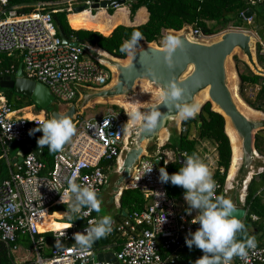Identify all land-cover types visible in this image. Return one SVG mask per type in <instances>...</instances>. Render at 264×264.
<instances>
[{"label": "built area", "instance_id": "1", "mask_svg": "<svg viewBox=\"0 0 264 264\" xmlns=\"http://www.w3.org/2000/svg\"><path fill=\"white\" fill-rule=\"evenodd\" d=\"M120 1L64 0L38 4L33 14L19 16L16 8H8L7 0H0L3 8L0 21V55L11 58L13 54H18L26 79L46 87L55 101L72 105L79 97L80 89L99 91L109 87L113 73L100 60L92 58L89 52L95 51L93 48L67 39L69 44H64L52 15L58 12L72 14L76 8L81 7L84 8L83 12L116 10L134 2L124 0V4H119ZM256 1L262 3L264 0ZM102 5L106 8H101ZM48 7L56 8L45 12ZM245 21L251 22V19ZM183 31H188L189 37L198 42H207L215 37H206L192 28H183L181 32ZM229 31L238 30L228 29L223 33ZM250 34L255 40L256 60L257 56L264 60V39L255 33ZM70 43H77V46L72 47ZM13 68L9 66L0 70V78L13 75ZM259 69L264 71V64ZM41 114V119L18 116L11 109L6 97L0 93L1 158L6 161L8 168L5 175L7 179L0 183V242L13 255L17 247L11 245L16 242L18 234L34 238L40 233L38 225L44 214L50 215L48 212L56 207L64 206L67 210V204L61 202V195L57 191L67 187L70 177L75 175L77 183L91 185L99 198L107 173L122 175L123 155L132 135L128 126L125 127L126 121L114 113L89 120H79L76 116L73 120L76 134L61 151L56 152L50 169L39 160L33 150L23 153L20 165L13 164L8 158L9 149L5 143H26L30 138V130L36 128L41 120L47 119L48 115L44 111ZM184 131L182 128V133ZM169 154L163 153L161 149L157 150L155 157L144 154L130 171L129 178L118 189L115 196L118 207L120 196L125 190L140 192L148 202L143 211L128 214L122 221H114L111 226L112 230L108 235L116 234L123 241L119 252L115 254L119 264H194L183 261L181 253L186 247L185 237L190 231L195 232L200 227L199 224L191 223L197 213L189 215L178 212L173 199L168 196L165 184L159 181V169L166 168L173 162L167 158ZM155 159L159 161V166L155 165ZM145 163L153 164L151 172H147ZM104 164L108 166H103ZM216 184L217 194L221 185L218 182ZM223 191L226 195V191ZM93 212L95 211L88 215L78 214L74 216V221L85 222L86 229L90 222L97 221ZM163 217L165 222L160 229ZM251 220L264 226V220L255 215L251 216ZM69 229V234L54 238L55 245L57 241L60 245L51 249L50 259L38 258L37 264L93 262L97 252L93 248L87 251L77 249L73 237L79 231L75 224ZM93 264L113 263L104 261ZM232 264H264V246L257 244L255 249L249 250L246 259L234 257Z\"/></svg>", "mask_w": 264, "mask_h": 264}, {"label": "trees", "instance_id": "2", "mask_svg": "<svg viewBox=\"0 0 264 264\" xmlns=\"http://www.w3.org/2000/svg\"><path fill=\"white\" fill-rule=\"evenodd\" d=\"M62 1L64 0H7L8 8H17L16 11L19 16L33 14L36 11V6L40 3L48 4ZM54 8L56 7H48L44 11L51 12ZM248 10H251L253 13L251 22L239 18L240 14ZM86 12L72 14L58 12L53 14L52 18L65 39L75 41L85 47L101 50L117 60L126 59V54L120 51V47L124 41L130 39L134 31H140L143 34L144 39L140 41V44L144 42L156 45L160 43L165 33L179 32L185 27L198 30L206 37L219 35L228 29H242L241 31L253 32L259 38L264 39V1L258 3L256 0H134L129 5V10L120 8L116 10L93 11L92 14ZM145 16H147V19H145ZM128 20L135 24L127 26L125 24L127 22L124 23V21ZM8 58V56L0 55V70L13 66L14 74L21 64V60L18 59L19 61L13 62ZM233 63L239 82L238 94L240 98L249 108L264 114V78L255 75L249 66L237 57H233ZM257 64L259 67L262 66L264 60L257 56ZM0 91L4 93L11 109L18 114L32 108L36 113L44 111L47 115L53 111L50 108L42 110L31 99L17 95L11 90L0 89ZM249 91L256 92L253 98H249L247 95ZM77 100L78 97L72 104H75ZM112 108L117 112H121L116 106ZM24 116L26 119L33 117L32 114H24ZM40 117L42 116L39 115L38 118ZM199 123H201V127L198 129ZM181 126L185 131L179 134L178 140L175 142L169 141L168 144L161 148L163 153H172L175 157L174 161L167 165L166 170L171 175L178 172L179 168L182 167L177 161V154H181L186 159L185 154H196V147L199 142L206 141L213 143L216 146L215 149L218 156V167L213 178L221 185V189L217 192V195L225 196L223 190L226 176L232 164V147L225 133L224 118L212 111V105L206 102L195 117L183 119ZM193 129L196 136L194 139H190ZM254 148L257 154L264 158V130L257 132L255 135ZM55 154L56 152H50L47 146H44L42 154L37 155V157L50 169ZM1 156L2 151L0 147V180L8 172L5 160ZM103 166L108 165L104 164ZM165 187L171 199L178 200L184 197L185 190L182 187L174 186L170 182L165 184ZM262 188H264V176L262 175L259 177V181L256 180V177H253L247 186L244 202L247 216L243 222L245 230L238 234V239H245L248 236L257 237L264 229L262 224L253 223L251 220L252 215L259 217L262 221L264 220V200L261 195H258V192ZM146 206L147 201L140 192L123 191L119 199V212L115 218V222L125 219L123 213L126 211L127 216L133 212L143 211ZM63 210H66L64 206L52 208L49 214L63 212ZM95 212H93V217L96 219ZM51 222L49 219L40 220L38 225L39 232L50 231L46 226ZM74 224L78 231L83 230L86 226L85 222H75ZM69 232H71V229L37 235L34 237L35 244H33L28 235L18 234L16 242L11 246L17 247L20 244H24L32 247L33 245L38 248L39 254L43 256L46 250L40 246L39 242H36L39 238L46 237L53 240L56 237L67 235ZM122 242L116 234L109 236V245L115 253L119 252ZM257 244L264 246L258 242ZM92 248L95 251L99 249L93 246ZM202 255L201 250L195 247L189 250L186 246L181 253V259L191 263L195 262ZM47 256L49 255L46 254L43 257ZM0 264H15L13 254L2 242H0Z\"/></svg>", "mask_w": 264, "mask_h": 264}, {"label": "water", "instance_id": "3", "mask_svg": "<svg viewBox=\"0 0 264 264\" xmlns=\"http://www.w3.org/2000/svg\"><path fill=\"white\" fill-rule=\"evenodd\" d=\"M119 4H124V0H121ZM101 8L105 9L106 6L102 5ZM83 11V7L74 10L75 13H81ZM252 16V11L248 10L242 15H239V18L249 20ZM58 32L63 43L69 44L63 34L59 30ZM173 33H175V37L182 39L184 43L182 47L177 49L172 54L171 58L167 60L165 48H159L147 43H145L144 47L138 48L136 56L131 57L126 64H122L117 59L116 62L118 63H115L114 61H111V58L107 55L105 58L109 63L105 64L102 60L97 58V54L104 57L102 53L97 51V49L89 52L91 56H96L94 58L100 60L109 69L114 68L116 74L115 77L113 76V82L106 89L99 91L80 89V91L89 90L93 92L86 93L81 98L78 97L77 102H81V111L85 110L91 105V103L98 100H112L118 97L131 96L134 93L137 82L139 81L147 82L160 94L159 100L155 104L148 105L145 112L154 107L158 108L162 113V118L159 121L158 126L151 131L144 130L140 123L136 131L132 132L129 145L123 155L122 175H115L119 176V178L113 188V195L110 199L111 204H116L115 196L118 193L119 187L129 178L130 171L138 163V160L147 153L146 150L143 149V145L153 141L158 142L159 136L161 132L165 130L168 122H175L178 119V109L172 106H165V102L161 99L165 89L170 84H176L184 90L183 99L179 102L181 104L188 102L196 104L195 101L197 97L204 90L208 89L209 100L207 102L211 105L215 104L223 114L213 109L212 111L221 115L224 118V121L225 117L229 118L231 127L239 137L240 145L237 149H239L241 154L242 162L238 174L242 177L241 184L244 183L243 187L245 188V191L244 195L238 200V203L240 202L243 207L234 205L236 212H234L233 215L244 222L247 216V211L244 209L247 186L253 177H256V180H258L261 175L264 176V169L258 166L259 155L254 148L255 135L257 132L264 130V122L251 120L238 110L234 99L235 93H232L228 86L226 63L232 53L235 50H238L246 58L247 65L251 68L252 72L257 76L264 78V71L259 69L254 53L255 40L247 31H229L223 33L220 35V40L216 42L213 40L207 42L194 41L189 37L188 31L172 32V34ZM70 45L76 47L77 43H70ZM86 57L87 55L84 56V58ZM258 70L261 71V73L256 72ZM0 89L11 90L17 95L25 96L31 99V101L42 110L48 108L53 109L49 114V118L54 115L60 117L66 116L73 122L74 117L81 113L78 112L75 104L69 105L66 107V110L61 113V110L58 109L61 106L54 100V97L46 87L24 77L22 65L18 67V70L14 75L0 78ZM200 127L201 123L198 124V129ZM229 142L232 141L229 140ZM5 144L10 151H13L16 148V144L13 142L7 141ZM37 148L38 145L33 144V140H29V142L27 141L22 144L21 151L18 154L17 159L13 160V164L20 165L22 163L23 153L33 150L36 154H39L38 151H36ZM153 150H156V146L149 149V151ZM176 158L178 163L183 166L184 158L182 155L177 154ZM154 163L156 166H159V161L157 159H155ZM255 169L257 170L252 174L251 171ZM250 174L252 175L248 182L247 179ZM6 179L7 176H4L0 180V183ZM245 180L248 182L247 184L245 183ZM126 214L127 211L123 213L124 217ZM98 220L99 219H97V221ZM84 232L85 229L80 230L78 233ZM108 245L109 235L95 241L93 247L98 249L99 247H106ZM104 261L119 264L115 255L111 252L106 254L98 253L93 262L88 264H93L95 262L102 263Z\"/></svg>", "mask_w": 264, "mask_h": 264}, {"label": "clouds", "instance_id": "4", "mask_svg": "<svg viewBox=\"0 0 264 264\" xmlns=\"http://www.w3.org/2000/svg\"><path fill=\"white\" fill-rule=\"evenodd\" d=\"M144 39L140 31H134L130 39L123 42L120 51L129 57H135L140 41ZM183 40L166 36L163 40L166 60L183 45ZM184 96V90L176 84H170L164 91L161 99L165 106H172L178 109L182 119L193 118L199 110L195 103H179ZM130 119L125 125L141 123L144 130L151 131L158 126L162 113L158 108L142 112L135 110L129 115ZM38 126L30 130L29 135L42 132L43 135L37 140L39 148L47 146L50 152L61 151L76 134V126L66 116H52L43 119ZM186 155L184 164L179 171L169 174L165 167L159 169V181L174 186L182 187L184 199L187 203L188 214L193 211L197 213L191 221L192 224H199L195 232H189L185 237L186 246L191 250L193 247L202 251L203 255L194 264H232L234 257L246 259L248 252L255 249L257 241L255 236H248L245 239H238V234L245 230V224L241 219L233 215L236 212L231 199L216 194L217 184L213 178V172L209 165L197 154ZM147 172H151L153 164L145 163ZM77 177L73 175L67 180V187L57 191L61 195V202L67 204V211L64 213L67 220L71 222L78 214L88 215L91 211H99L102 201L98 198L96 190L91 185L77 183ZM87 209V212L83 210ZM256 217H253L255 219ZM165 222V217L160 221ZM112 217L105 215L96 222H90L84 233L74 234L75 247L81 251L92 248L95 241L107 237L111 232ZM60 242L57 241L56 247Z\"/></svg>", "mask_w": 264, "mask_h": 264}, {"label": "rangeland", "instance_id": "5", "mask_svg": "<svg viewBox=\"0 0 264 264\" xmlns=\"http://www.w3.org/2000/svg\"><path fill=\"white\" fill-rule=\"evenodd\" d=\"M124 8L129 10V5H126ZM86 13L92 14L93 11H91V12L87 11ZM96 13H98V12H96ZM145 19H147V16H145ZM125 22H127V23H125ZM124 23L125 24L129 23L130 25L135 24V23L129 22V20L128 21H124ZM189 30H190V28H189ZM237 30L240 31L242 29H237ZM174 34L175 33L172 34V32H167V33H165L163 35V39L160 41V43L158 45H156V44H152V45L153 46H157L159 48H164V44H163L164 38L166 36H174L175 37ZM220 35L221 34L216 35L212 40L214 42L219 41L220 40ZM144 46H145V43L142 42L140 44L139 48H142ZM3 56L6 57V55H3ZM94 57H96V56H92V58H94ZM127 57H128V55H126V59L125 60H127ZM233 57H237L239 60H241V61H243L244 63L247 64L246 58L238 50H235L232 53V55L228 58L227 63H226V71H227V78H228V86H229L230 89H232V86H233V83H234L233 82V76H236L235 73H234ZM97 58L102 60L105 64L109 63V62H107L108 60L105 57H102L99 54H97ZM10 60L13 61V62L19 61L18 60V54H13L11 56ZM121 63L122 64H126L123 61H121ZM240 70L242 71L241 67H240ZM236 81H237V78H236ZM238 84H239V82L237 81V86H238ZM86 93H93V92L89 91V90L80 91V93L78 95L79 98L83 97V95L86 94ZM255 93L256 92H254V91H249L247 93V95L249 96V98H253L255 96ZM2 94L4 95V93H2ZM159 98H160V94L153 86L149 85L145 81H139V82H137V86H136V88L134 90V93L131 96L118 97V98H114L112 100H98V101H95V102H98V103H101V104L92 106L93 103H95V102H93L90 105L91 107L89 106L90 108L88 107V108H86L83 111H81V109H80L81 102H76L75 106L77 107L78 112H81V114L79 116H77L76 118H78L79 120H89L90 118L102 117V116L112 112V113L118 115L119 117L123 118L126 121V123H128V121L130 119L129 115L133 111L140 110L142 112H145L146 107L148 105L155 104L159 100ZM108 101H116V103L118 102V104L120 106L118 104H109ZM197 101H198V97H197L195 102L198 103ZM56 102L61 106V107L58 108L59 110H61V111L66 110V107H65L66 105L64 103H61L59 101H56ZM205 103L203 102V104H201V106H199V107H202ZM114 106L118 107L121 110V112L115 111L112 108ZM32 113L34 115H38L36 113V111H34V110L31 111V114ZM179 118H181V117L179 116ZM261 119H262L261 114H258V115H255V116L251 117V120L258 121V122ZM173 123H174L173 121L168 122L165 130L161 132V134H165V133L168 134V139H167L168 142L169 141H171V142L177 141L178 137H179V134H180L177 129L172 128ZM139 124L140 123L131 124L129 122V124H128L129 131L131 133L136 131V129L139 126ZM42 135H43L42 133L36 132L34 135L30 136V139L32 138L34 140H38L39 138L42 137ZM192 136H194V138L196 136L194 129L192 130ZM194 138H192V139H194ZM157 144H158L157 141L145 143L143 145V149L146 150L147 154L150 157H154L156 152L155 151L154 152L153 151H149V149H151L153 146H156V149H157L158 148ZM215 147L216 146L213 143H209L208 150H206V152L208 154V157L205 158L208 161H209V158H212L211 160L213 162V166H212L213 175L217 171V167H218V164H217L218 156H217V152H216ZM164 153H166V152H164ZM14 155H15V152H12V153L9 154V157L12 158V156H14ZM200 156H201V158H204L205 155L202 152L200 154ZM259 157L261 159H263V157H261V156H259ZM167 158L169 160H171V161L172 160L174 161V159H175L174 154H172V153H170L169 156H167ZM5 163H6V161H5ZM256 165H257V162H256ZM256 170L257 169L252 170L251 173L253 174V172L256 171ZM238 171H239V169L234 174V177H233L232 181L230 182V184L227 183V178H228V174H227L226 181H225V186H224V190L226 191L225 197L231 199L234 202H235V200L237 201V199L239 200L240 197L242 195H244V191H245V188L243 187L244 183L241 184L242 177H241V175L238 174ZM228 173H229V171H228ZM118 178H119V176H115L113 172L107 173L106 181H105V184H104V187H103V190H102V194H101V197L103 198V200L101 199L102 204H101L100 210L97 211L99 217L105 216L108 212H110V214H112V215H113V213H115L117 215L118 212H119V209H118L116 204H107L106 203V199H107L108 195H110V196L113 195V188H114V185L116 184ZM174 203H175V200H174ZM237 204H238V202H237ZM175 206H177L176 203H175ZM66 211L67 210H63L64 213ZM49 213L50 212H48V214ZM61 217H62V214L58 213V219H60ZM61 221L64 222V223L69 222L67 220L66 215L63 216L62 220H54L55 223H59ZM73 222L75 223L74 218L71 221V223H73ZM25 259L28 261L29 264H37L38 254H37V252H36V250H35L33 245H32V247L29 246V245H24V244L18 245V251L14 255V261H15L16 264H22L23 260H25Z\"/></svg>", "mask_w": 264, "mask_h": 264}, {"label": "crops", "instance_id": "6", "mask_svg": "<svg viewBox=\"0 0 264 264\" xmlns=\"http://www.w3.org/2000/svg\"><path fill=\"white\" fill-rule=\"evenodd\" d=\"M41 4V3H40ZM37 7V6H36ZM16 10H17V8H16ZM3 11V8L0 6V21H2V14H1V12ZM141 20H143V19H141ZM146 21V20H145ZM127 26H132V25H130L129 23L127 24ZM247 32H250V31H247ZM251 33V32H250ZM253 33V32H252ZM97 51H99L100 53H102V54H105V55H107L106 53H104V52H102L101 50H97ZM108 56V55H107ZM108 57H110V56H108ZM110 58H112V57H110ZM120 62L121 61H124V60H119ZM21 65V64H20ZM19 65V66H20ZM258 65V64H257ZM259 67V66H258ZM18 70V69H17ZM16 70V71H17ZM16 73V72H15ZM14 73V74H15ZM234 73H235V75H236V78H237V74H236V71H235V68H234ZM13 74V75H14ZM237 81H238V78H237ZM137 86V85H136ZM0 93H1V91H0ZM3 93V92H2ZM78 101V100H77ZM109 102V104H118V102L116 103V101H108ZM99 104H101V103H98V102H95V103H93V105L92 106H95V105H99ZM119 105V104H118ZM69 105H66L65 107H68ZM120 106V105H119ZM91 107V106H90ZM89 107V108H90ZM200 108L201 107H199V110H198V112L196 113V115L199 113V111H200ZM34 109L32 108V109H29V112H31V111H33ZM35 111V110H34ZM65 110H63V111H61V113H63ZM112 112H110V113H108V114H111ZM24 114H31V113H25V111H23L21 114H18V116L20 115V116H23L24 118H25V116H24ZM38 115H34L33 113H32V116L33 117H29L30 119H33V118H35V117H38L39 115H41L42 116V114H41V112H40V114L39 113H37ZM81 114V113H80ZM79 114V115H80ZM108 114H106V115H108ZM259 114H261V116H262V119L261 120H259V121H262V122H264V114H262L261 112H259ZM106 115H104V116H106ZM195 115V116H196ZM194 116V117H195ZM103 117V116H102ZM49 118V115H48V117H47V119ZM98 118H100V117H94V118H90V119H98ZM182 118H179L178 117V119L173 123V125H172V128H175V129H177L178 131H179V133L180 134H182V126H181V122H182ZM192 138H194V136H192L191 135V138L190 139H192ZM167 139H168V134L167 133H165V134H160V136H159V139H158V149H161L163 146H165L166 144H168L169 142L167 141ZM29 140L31 141V140H33V144H37V140H34V139H30L29 138ZM29 140H28V142H29ZM38 145V144H37ZM208 145H209V142H206V141H202V142H199V144L197 145V147H196V154L199 156V157H201L200 156V154L203 152L204 153V158H201V159H203L208 165H209V167H210V169H211V171H212V166H213V162H212V158H209V161L208 160H206L205 158H207L208 157V154H207V152H206V150H208ZM21 144H16V148L13 150V151H10V150H8V158L10 159V161L13 163V160H15V159H17V157H18V154L20 153V151H21ZM42 150H43V148H37L36 149V151H38V153L39 154H37V155H41L42 154ZM12 152H15V155L14 156H12V158H10L9 157V154L10 153H12ZM153 152H154V150H153ZM155 152H157V149L155 150ZM36 153V152H35ZM156 155V154H155ZM155 157V156H154ZM259 158V161H258V166L260 167V168H262V169H264V158L263 159H261L260 157H258ZM257 181H259V179L257 180ZM102 194V193H101ZM101 194H100V196H99V199H102L103 200V198L101 197ZM258 195H261L262 196V198H263V200H264V188H262V189H260V191L258 192ZM110 199H111V196L110 195H108V197H107V199H106V203L107 204H111V201H110ZM174 201V200H173ZM233 202V204L235 205V206H238V207H243V205H241V203L239 204H237V201L235 200V202L234 201H232ZM175 203L177 204V206H175V208H176V210L178 211V212H180V213H183V214H185V213H188V205H187V203H186V201H185V199H184V197H182L181 199H178V200H175ZM174 203V204H175ZM147 205H148V202H147ZM118 207V206H117ZM118 209H119V207H118ZM58 213H61L62 214V217L60 218V219H58ZM96 213V219H100L101 217H99L98 216V213H97V211L95 212ZM194 214H196V212L195 211H193L192 212V214L191 215H194ZM106 215H110L111 217H112V220L113 221H116L115 220V218L117 217V215L115 214V213H113V215L112 214H110V212H108ZM63 216H65V214H64V212H56V213H54V214H52V215H46V214H44L43 215V219L41 220V221H43V220H45V219H49V220H51L52 222L51 223H48L47 224V226L46 227H48L49 229H50V231H46V232H40L39 233V235H44V234H48V233H54V232H58V231H64V230H67V229H69L70 228V226L71 225H73L74 224V222L73 223H69V222H67V223H64V222H59V223H55L54 222V220H62V218H63ZM254 223V222H253ZM258 224H261V223H258ZM264 227V226H263ZM67 228V229H66ZM30 237V236H29ZM256 239H257V242L259 243V244H261V245H264V229H263V231L261 232V233H259L258 235H257V237H256ZM30 240L33 242V244H35V240H34V238H31L30 237ZM36 242H39V244H40V246H42V247H44L45 248V250H46V252H44L43 254L44 255H49V256H47V257H43V256H41L40 254H39V251H38V248L37 247H34L35 248V250H36V252H37V254H38V258H40L41 260H48V259H50V256H51V249L52 248H54L56 245H55V242H54V239L52 240H50V239H47L46 237H42V238H39ZM38 244V245H39ZM18 251V246H17V250H16V252ZM16 252H15V254H16ZM97 252V254L98 253H104V254H106V253H113L114 255L116 254L115 252H114V250L112 249V247L110 246V245H108V246H106V247H99V249L96 251ZM14 254V255H15ZM13 255V256H14ZM16 264V263H15ZM22 264H29L28 263V261L25 259V260H23V263Z\"/></svg>", "mask_w": 264, "mask_h": 264}, {"label": "bare ground", "instance_id": "7", "mask_svg": "<svg viewBox=\"0 0 264 264\" xmlns=\"http://www.w3.org/2000/svg\"><path fill=\"white\" fill-rule=\"evenodd\" d=\"M83 13V12H81ZM104 57H107L106 55L103 54ZM131 57H127V60L123 61L124 63H128V61L130 60ZM111 61L116 62V59L111 58ZM113 76L115 77L114 74H116V71L114 68H110ZM258 73H261V71H256ZM113 82V81H112ZM233 86H232V93H235L234 99H235V103L237 105L238 110L247 118L251 119V117L258 115L259 112L254 111L253 109L249 108L245 102L239 97L238 95V86H237V81H236V76H233ZM209 100V96H208V89L204 90L199 96H198V103H196L198 106H201V104H203V102H207ZM212 109L220 112L223 114V112L215 105L212 104ZM25 113H31L29 112V110L25 111ZM42 117H40L39 119H41ZM225 133L227 134L228 138L231 143V147H232V164L228 173V178H227V183L230 184V182L232 181L234 174L237 172V170L241 167V154L239 152V149H237L240 145L239 143V137L237 135V133L235 132V130L231 127V123L229 118L225 117ZM251 177V174L249 175L247 181L249 182ZM245 182L246 184L248 182ZM43 219V217H42ZM41 219V220H42Z\"/></svg>", "mask_w": 264, "mask_h": 264}]
</instances>
